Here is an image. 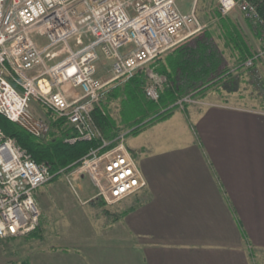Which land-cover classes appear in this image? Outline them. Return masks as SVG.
Instances as JSON below:
<instances>
[{
    "label": "built area",
    "instance_id": "2783aa9c",
    "mask_svg": "<svg viewBox=\"0 0 264 264\" xmlns=\"http://www.w3.org/2000/svg\"><path fill=\"white\" fill-rule=\"evenodd\" d=\"M219 10L222 15L239 10L261 30V49L243 65L254 71V84L264 97V82L255 73L259 72L256 62L264 57V17L258 4L219 0ZM206 26L195 11L182 12L177 0H0V114L45 139L53 120L36 115L32 106L36 102L73 130L66 143L101 141L79 164L53 173L0 126L1 239L22 237L38 228L37 192L61 174L78 198L79 182L88 179L96 188L95 197L108 204L147 187L124 135L113 141L103 136L94 119L96 106L113 82L130 79ZM36 32L47 38L45 44L37 43ZM72 39L78 46L75 50L69 45ZM100 52L113 60V76L108 80L97 76ZM60 54L67 56L51 63ZM145 91L149 99L159 101L157 84ZM184 101L192 100L188 96Z\"/></svg>",
    "mask_w": 264,
    "mask_h": 264
},
{
    "label": "crops",
    "instance_id": "0c3cea01",
    "mask_svg": "<svg viewBox=\"0 0 264 264\" xmlns=\"http://www.w3.org/2000/svg\"><path fill=\"white\" fill-rule=\"evenodd\" d=\"M232 76L199 93L203 104L189 107L196 132L187 145L154 152L136 142L133 151L125 140L148 185L124 200L127 213L120 221L88 225L71 212L73 224L51 227L52 200L72 190L61 181L42 186L38 228L0 238L30 245L16 256L0 246V264H264V114L257 110L264 100L235 98L242 86L223 85ZM32 106L53 120L38 103ZM174 117L186 131V117L179 112L169 119ZM78 188L81 205L90 207L96 188L87 180Z\"/></svg>",
    "mask_w": 264,
    "mask_h": 264
},
{
    "label": "trees",
    "instance_id": "16d2710c",
    "mask_svg": "<svg viewBox=\"0 0 264 264\" xmlns=\"http://www.w3.org/2000/svg\"><path fill=\"white\" fill-rule=\"evenodd\" d=\"M252 1L258 4V9L264 17V2ZM221 21L226 30L225 46L232 51L233 58L235 57L233 49L239 51V64L242 65L255 53L251 52L249 44L233 22L223 17ZM230 45H233V49ZM224 56V51L220 49L215 39V32L207 28L191 40L173 48L165 56L151 62L150 65L138 69L126 82L124 88L113 90L110 99L122 98L123 104L129 109L125 115L127 129H132L133 134H139L149 124L170 118L172 111L178 107L179 98L191 93H202L231 76L233 69L226 68ZM150 83L161 86L158 102L151 101L145 96V88ZM105 107L104 104L96 107L94 119L103 136L113 141L122 134V130L106 112ZM0 126L7 135L15 138L19 145L28 150L37 163L47 165L53 173L70 168L73 164H79L92 149L101 146L100 139L92 142L79 141L75 144L66 143L65 138L75 133L62 120L53 119L52 131L45 139L32 136L2 114H0ZM115 144L116 142H113L112 146ZM91 204L106 209V203L102 198L92 200ZM104 211L113 218V222L120 221L127 213V210L113 213L109 210ZM20 264H29V262L23 261Z\"/></svg>",
    "mask_w": 264,
    "mask_h": 264
},
{
    "label": "rangeland",
    "instance_id": "374dc122",
    "mask_svg": "<svg viewBox=\"0 0 264 264\" xmlns=\"http://www.w3.org/2000/svg\"><path fill=\"white\" fill-rule=\"evenodd\" d=\"M177 5L180 7L182 6V8L185 9V12L195 11L201 22L207 25L205 29L210 28L215 32V39L219 43L220 49L223 50L225 53L224 57L226 58V68L233 69L232 71L233 76L230 79H227L223 83V85L228 89H235L239 85L242 86L243 89V91L238 89V91L233 93L235 94L233 96L235 98L247 97L246 99H248V97H252L259 101L261 100V98L264 100V97L262 96V91L257 89V87L254 84L255 81L252 76L254 74V71H251L250 69L245 68L244 65L239 64L240 53L239 51L233 49V45H230V47L233 49V53L235 57L230 58L232 51L225 46V42L227 41V39L224 36V34L226 33V30L224 28V25L222 24L221 17L228 18V20L233 22L239 28L245 40L249 44L251 48V52L253 53H257L259 49H261L262 47L263 42H262L261 30L259 28H256L252 24V22L245 19V17L239 10H235L227 15H222V13L219 10V0H177ZM200 33H197L194 36H197ZM33 37L39 44L43 45L47 42V38L39 34L38 32L34 33ZM83 39L87 40L86 36H84ZM69 45L74 50L77 49L78 47L74 39L70 41ZM126 49L127 48H124L122 51H125ZM168 52L169 51L164 53L162 57L165 56ZM66 56H67L66 54H60L51 63L59 62L63 60ZM150 64L151 63H149V65ZM112 66H113V60L107 58L104 54L100 52V60L97 62V66H96L97 76L102 78L103 80H108L112 78L113 76ZM256 67L258 68L257 70L259 72L255 71V73H258L261 76L262 81L264 82V57L260 58L257 61ZM128 80L129 79H118L115 82H113L110 85V87H108V93L104 97L103 103L101 101L97 105L100 106L101 104H104L106 106L105 108H107V111L105 108L104 110L113 117V119L116 121L117 126L122 130V134L124 135L125 140L127 141V145L129 147H132L133 151H138L137 148H135L136 146L135 143L139 142L142 144H146L147 147H149V149L154 152L155 151L160 152L163 149H171L175 147V145L177 146L187 145L188 142L191 141L194 133L196 132V123L193 120V117L191 118L189 107L190 106L193 107L198 104H203V102H201L197 98L199 93L198 94L191 93L185 95L184 97L179 98L177 102L178 107L175 110H173L171 113L172 116L174 113L177 114L181 112L183 116L186 117L185 120V125L187 126L186 131L184 129L185 127H183V124L179 120V118L174 117L172 119L168 118L169 120L166 119L167 121L165 122L156 121L154 123H158V122L161 123L153 127L147 128L149 126H152L154 123H152L151 125L149 124L148 126H146V129L144 130L143 133L133 134L131 132L132 129H127V124L125 121V115L129 111L128 106H125L123 104L122 98L120 97L117 99H110V94H112L113 90L116 88H122V87L124 88V85ZM150 84H155V83H150ZM145 96L147 97L146 91H145ZM188 96L192 101H188V102L184 101V99L187 98ZM147 99L149 98L147 97ZM142 101L143 103H145L143 99ZM41 109L44 110L42 106ZM262 109L263 110L261 109H257V110L259 112H264V108ZM104 110L103 112L105 113ZM50 116L53 117L52 114H50ZM134 138H136L135 139L136 141L133 143L132 141ZM137 161H139V158H137ZM86 180L89 181L88 179ZM58 181L67 182L65 175L61 174L57 176L54 179V181H51L45 184L44 186H51L52 184H55ZM59 194L61 196L60 195L55 196V198L52 200L55 208L51 207L47 211V222L50 223L49 225L51 227H57L58 222H60V226L69 227L71 223L73 224V219H74L71 212H74L76 216H78L80 219H83L82 221L85 224L89 225L90 223H93L95 225L97 224L98 226H103V225L105 226V224H110L115 222H113L112 220L113 218L111 216H108L106 213H104L105 212L104 210H109L111 213L121 212L126 210L128 206L126 202L121 201L115 204H108L107 202H105L106 209L94 205L93 207H91L92 204L90 205V207H84L82 206L83 204L81 205L82 201L80 200V198H78L72 191L68 192L67 194H62V193ZM96 198H100V197H95L94 199ZM57 210L59 211L60 214L59 220L55 216L56 215L55 211L57 212ZM29 245H30V241L25 239L13 240V241L8 240V241L0 242L1 248L7 251L8 255L10 254L13 256L20 254L23 251L22 248Z\"/></svg>",
    "mask_w": 264,
    "mask_h": 264
}]
</instances>
